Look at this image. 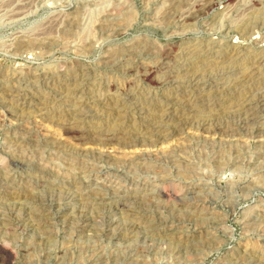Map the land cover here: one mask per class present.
Listing matches in <instances>:
<instances>
[{
	"label": "rangeland",
	"instance_id": "obj_1",
	"mask_svg": "<svg viewBox=\"0 0 264 264\" xmlns=\"http://www.w3.org/2000/svg\"><path fill=\"white\" fill-rule=\"evenodd\" d=\"M262 40L264 0H0L9 264H264Z\"/></svg>",
	"mask_w": 264,
	"mask_h": 264
},
{
	"label": "bare ground",
	"instance_id": "obj_2",
	"mask_svg": "<svg viewBox=\"0 0 264 264\" xmlns=\"http://www.w3.org/2000/svg\"><path fill=\"white\" fill-rule=\"evenodd\" d=\"M207 2H210V1H206L205 3H207ZM211 3V2H210ZM211 5H212V3H211ZM202 6H203V4H202ZM204 7V6H203ZM244 24V23H243ZM254 27V26H253ZM251 31V30H250ZM250 34V33H249ZM254 34V33H253ZM251 36H252V34H250ZM253 38V37H252ZM249 39H250V37H249ZM263 39V38H262ZM262 41H264V40H262ZM260 42V41H259ZM258 42V44H260ZM263 43V42H262ZM232 45V44H231ZM262 45V44H261ZM262 48V47H261ZM263 48H264V44H263ZM263 48H262V50H263ZM233 50V49H232ZM205 55V54H204ZM234 55V54H233ZM232 55V56H233ZM236 56H238V54L236 55ZM227 57V56H226ZM230 57V56H229ZM215 59V58H214ZM226 62V61H225ZM224 63V62H223ZM231 72V71H230ZM188 78V77H187ZM170 79V78H169ZM262 94V93H261ZM261 94H260V96H261ZM253 98V97H252ZM259 98V97H258ZM213 101V100H212ZM245 102V101H244ZM258 102V99H257V101H256V103ZM259 102L262 104V106H264V94L261 96V99H259ZM259 102H258V104H259ZM243 103V102H242ZM247 103V102H246ZM249 104H250V102H248ZM245 104V103H244ZM243 105V104H242ZM252 105V104H251ZM255 106H257L256 104H254ZM255 106H254V108H255ZM245 107H249V106H245ZM243 108V107H242ZM253 108V107H252ZM250 109V108H249ZM261 109V108H260ZM259 109V110H260ZM251 110H255V109H251ZM244 111V110H243ZM248 111V110H247ZM246 111V112H247ZM256 111H257V108H256ZM229 114V113H228ZM260 114V113H259ZM238 115V114H237ZM246 115V114H245ZM251 115V114H250ZM249 115V116H250ZM255 116H256V114H255ZM245 117H247V116H245ZM251 117V116H250ZM242 118V117H241ZM259 118V117H258ZM210 119V118H209ZM246 119V118H245ZM252 119V118H251ZM250 119V120H251ZM254 119H256V118H254L253 117V120ZM248 120H249V118H248ZM247 120V121H248ZM181 121V120H180ZM238 121V120H237ZM161 125V124H160ZM158 126V125H157ZM174 128V127H173ZM162 129V128H161ZM12 254H14V253H12V251H8L7 250V248L5 247V245H3V244H0V264H9V262L11 261V258H12ZM15 256V255H14ZM14 258V257H13Z\"/></svg>",
	"mask_w": 264,
	"mask_h": 264
}]
</instances>
